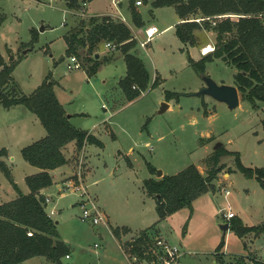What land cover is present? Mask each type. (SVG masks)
Instances as JSON below:
<instances>
[{
	"label": "rangeland",
	"instance_id": "rangeland-1",
	"mask_svg": "<svg viewBox=\"0 0 264 264\" xmlns=\"http://www.w3.org/2000/svg\"><path fill=\"white\" fill-rule=\"evenodd\" d=\"M123 3L126 4V0ZM149 9V5L141 7L147 24L153 23L160 29L174 21L175 13L171 7L157 11L154 20ZM88 10L111 13L114 7L111 0H91ZM0 18V51L6 62L17 60L11 73L17 90L30 94L49 74L59 103L68 112L83 113L76 115L72 123L85 129L96 124L94 132L102 142V147L86 143L88 146L79 149L80 152L74 143L66 151L70 168L61 167L55 171V180L63 176H66L64 181L74 178L79 152L82 155L79 168L82 186L98 196V202L94 203L105 206L104 211L110 215V221L105 225H92L82 220L79 203L82 191L66 189L60 192L61 182L57 184L56 181L49 190L57 202L51 218L59 237L69 243V257L62 258L63 264H129L123 250L127 253V244L157 220L154 199L146 194L142 181L150 176L160 178L162 174L150 173L146 162L165 175H172L190 164L204 175L207 157L213 147L221 143L220 147L239 154L242 165L264 168L261 128L264 103L256 102L253 108L238 91L239 104L229 109L223 102L207 95H195L203 83L201 75L185 64L187 53L173 51L171 54V32L156 37L144 48H138L137 56L150 74L153 72L152 63L155 65L154 75L158 76L160 83L146 89L137 98L127 100L115 84L124 69L123 59L106 64L100 75L91 78L83 70V60L81 68H66L69 59L65 54L63 35L71 24L74 27L81 21L87 24L88 16H82L79 11L71 14L62 0H0ZM40 27L43 30H39ZM32 29L36 38L30 41ZM209 36L213 35L208 31L197 33L202 45L200 50L206 46ZM117 49L108 50L101 42L97 49L100 60L104 56H115ZM197 52V48H189L190 56ZM10 56L12 59L8 60ZM234 72L233 67L220 59L206 62L204 67L205 75L217 84L229 85L233 82ZM165 90L188 95L180 94L177 99L172 97L168 100L170 108L159 112L161 103H167L163 97ZM20 108L26 110L22 105L10 109L0 106V148L8 151L0 159L21 192L27 193L24 177L35 173L37 168L23 160L20 154V149L33 141L24 138L27 135L20 132ZM38 126L44 134L41 124ZM219 163L223 167L213 181L214 189L201 194L192 203L190 224L188 208H181L159 225V231L150 229L152 237H166L172 244H181L184 253L179 264H218L213 260L215 246L221 238L225 240L223 259L226 264H234L235 256L239 255L264 260V233L257 236L249 233L241 239L229 228L222 232L220 225L227 221L219 212L223 206H229L234 217L242 219L244 224H260L264 221V191L256 178L246 177L235 169L232 154L222 155ZM223 189L229 190L227 203ZM15 196V191L0 172V203ZM109 224L112 226L110 231L115 225L129 226L132 235L125 233L119 239L112 237ZM20 264L53 263L43 256H36Z\"/></svg>",
	"mask_w": 264,
	"mask_h": 264
},
{
	"label": "trees",
	"instance_id": "trees-1",
	"mask_svg": "<svg viewBox=\"0 0 264 264\" xmlns=\"http://www.w3.org/2000/svg\"><path fill=\"white\" fill-rule=\"evenodd\" d=\"M62 1L67 9L77 12L91 0ZM150 5L152 8H174L180 19L174 25V33L184 47L196 44V31L214 33L212 51L197 60L186 54L188 65L199 75H205L206 62L220 59L235 69L233 82L241 98L253 108L256 107V102L264 103V0H150ZM131 19L136 26L142 25L139 14L133 9ZM30 32V41H33L36 38L35 30ZM63 39L66 56L73 55L80 63L83 60V70L87 77L93 76L102 63L94 58L98 44L102 41L114 44L123 54L126 69L117 86L127 100L138 97L146 89L160 83L158 76L150 83L144 63L130 52L135 46V40L129 28L110 16H89L87 24L79 22L64 34ZM16 63L17 60L6 62L0 53V105L5 109L23 105L36 116L45 134L20 149L22 159L38 169L24 177L27 193L21 192L13 181L10 170L0 159V172L16 194L14 198L0 203V264H20L35 256H43L53 264H63L62 258L69 254V248L59 237L55 222L45 212V196L40 190L52 184L50 170L70 162L63 153L68 143L74 141L76 150H79L86 143L102 147V142L87 130L74 127L69 122L68 115L55 96L49 74L45 75L30 94L20 93L11 77ZM180 94L188 95L165 90L163 97L168 101L172 97L177 99ZM261 128L264 138V117L261 119ZM224 154H232L235 169L246 177L256 178L264 191V168L246 167L241 164L237 152L219 147L207 157L204 175L190 164L172 175L143 179L142 186L146 194L154 199L157 215L155 223L181 208H188V220L192 214V201L214 189L213 181L223 167L219 159ZM6 155V149L0 148V157ZM146 165L150 173L155 172L151 164L146 162ZM186 223L187 221L183 225V231ZM154 224L141 230L127 244L129 253L143 258V252L148 251L146 258H150L153 246L150 229L154 228ZM228 224V228L241 239L249 233L254 236L264 233V221L256 225H245L239 217H232ZM128 232L125 226L111 228L112 235L118 239L121 234ZM223 245L224 240L221 238L214 252L218 264H226L224 253L220 252ZM234 264H264V261L239 255L235 256Z\"/></svg>",
	"mask_w": 264,
	"mask_h": 264
},
{
	"label": "crops",
	"instance_id": "crops-1",
	"mask_svg": "<svg viewBox=\"0 0 264 264\" xmlns=\"http://www.w3.org/2000/svg\"><path fill=\"white\" fill-rule=\"evenodd\" d=\"M112 1V4H113V7H114V11L113 12H111V13H107V12H105V11H98V12H95V13H92L91 11H89L88 10V6H89V4H90V2L91 1H89V2H87V3H85V4H83V6H82V8L79 10V14H81L82 16H103V15H107V16H110L113 20H115V21H120V22H123L128 28H129V30H130V33H131V35H132V37L134 38V40H135V42H136V45L130 50V52L131 53H133L134 55H136L137 56V50H138V48H141L139 45H138V42H139V40H142L143 39V30L146 28V27H148V26H154L155 28H156V33L153 35V37L147 42V43H150L153 39H155L156 37H159V36H161V35H163L164 33H166V32H171V34H170V40H171V42L173 43V45L171 44L169 47H171V46H173V49H171L170 51H171V54H173V51H175L176 53L177 52H179L180 54H182V53H184L185 52V54H186V52H187V54H189V48H192V47H195V48H197L198 49V52L196 53V55H191L190 56V54H189V56L193 59V60H196V59H199L202 55H204V54H202L199 50H200V47H202V45L201 44H199V41H198V38H197V33L198 32H201V31H205V30H201V31H196L195 32V36H196V44L194 45V46H187V47H184V45L178 40V38L176 37V35H175V33H174V25L177 23V22H179L180 21V19L178 18V16L176 15V13H175V11H174V8L172 7V6H165V7H156V8H152L151 7V5H150V0H142V3L140 4V5H135L134 4V1L135 0H133V3H131V0H126V4H124L123 2L125 1V0H111ZM150 6V9H149V13H150V15L152 16V20H154L155 18H154V16H155V13H156V15H157V11H159V10H161V9H163V8H169V7H171L172 9H173V11H174V13H175V16H173V22H170V23H167L166 25H164V26H162L160 29H158L157 28V26L155 25V24H153V23H150V24H147V23H145V20L143 19V15H142V11H141V7H143V6ZM131 9H133L134 11H136L138 14H139V17H140V19H141V21H142V25L140 26V27H138V26H136L134 23H133V21H132V19H131ZM70 12H71V14H72V12L74 13H76V11H71L70 10ZM77 13H78V11H77ZM74 18V17H73ZM121 18H123L124 19V21H122L121 20ZM129 20H130V22H129ZM67 23L65 22L64 23V25H66ZM74 27V24H71L68 28H67V30H66V32L69 30V29H71V28H73ZM65 32V33H66ZM208 32H210V34L211 35H213V36H209V41H207V43H205L206 44V46H213V43H214V33L212 32V31H208ZM64 33V34H65ZM64 36V35H63ZM102 42H104V46L106 47V41H102ZM101 43V42H100ZM99 43V44H100ZM99 44H98V46H97V48L95 49V51H94V58L95 59H99L100 60V53H98L97 52V49H98V47H99ZM65 48H66V44H65ZM108 50H110L108 47H106ZM115 49H116V47H114V51H115ZM113 50V49H112ZM116 55L115 56H104L103 58H102V63L100 64V66L98 67V69H97V71H96V73L93 75L94 77H96L97 75H100V73H101V69H102V67L103 66H105L106 64H111V63H113V62H115L118 58H121V59H123V54L121 53V51L119 50V49H117L116 50ZM0 53L2 54V56H3V52H1L0 51ZM138 57V56H137ZM185 58H186V55H185ZM185 64H188L187 63V59L185 60ZM144 66H145V68H146V70H147V72H148V74H149V77H150V83L152 82V80L154 79V77L155 76H157V75H154V71L156 72V69H155V65L152 63V67H153V72H152V74H150L149 73V71H148V69H147V67H146V65L144 64ZM125 71H126V69H125V64H124V69H123V71H121L120 72V74L118 75V77L115 79V84L117 85V82L119 81V79H121L124 75H125ZM92 77V76H91ZM91 77H88V78H91ZM101 78H102V76H101ZM102 82H106V79H102ZM203 84V83H202ZM202 84H201V86H202ZM234 83L233 82H231V83H229V85H233ZM235 86V85H234ZM236 87V86H235ZM55 93V92H54ZM55 96H56V94H55ZM56 98H57V96H56ZM137 98V97H136ZM135 99V98H134ZM57 100H58V98H57ZM133 100V99H132ZM161 101H164V100H161ZM169 102L170 101H167V107L166 108H170V104H169ZM61 104V103H60ZM1 106V105H0ZM15 106H19V105H14V106H11L10 108H12V107H15ZM23 106V105H22ZM63 106V105H62ZM2 107V106H1ZM24 107V106H23ZM3 108V107H2ZM10 108H8V109H10ZM63 108H64V110H65V112H66V114L68 115V120H69V122L74 126V127H77V128H80V129H84V130H87L90 134H92L94 137H96L97 139H98V137L96 136V134H95V129H96V127H97V125L96 124H92L91 125V127L89 128V129H85L82 125H74L73 123H72V120L76 117V115H83V113H74V112H68L66 109H65V107L63 106ZM26 109V108H25ZM175 109H177V106L175 107ZM18 111H20V118H21V122L19 123V128H20V132H23V133H25L27 136L26 137H24V138H31V140H36V139H39L40 137H42L44 134H43V132H42V130L39 128V126L38 125H40V122L38 121V119L36 118V116L33 114V113H31L30 111H28L27 109L26 110H22V108H20ZM29 113H31V114H28V112ZM32 115H34V116H32ZM35 117V118H34ZM42 126V125H41ZM44 129V128H43ZM35 132V133H34ZM35 136V137H34ZM34 138V139H33ZM74 146V141H72V142H70V143H68L65 147H64V149H63V153H64V155H65V157L66 158H68V154L66 155V151L68 150L69 151V147H73ZM86 146H88L87 144H84V146H83V150L86 148ZM4 148V147H3ZM6 149V148H5ZM6 151H7V149H6ZM7 153H8V151H7ZM84 155V154H83ZM152 165V164H151ZM70 163H68V164H65V165H62V166H60V167H57V168H55V169H52V170H50L49 172H50V174H51V177H52V184L50 185V186H48V187H45V188H42L41 190H40V193L42 194V195H44L45 197H47L48 199H49V203L46 205V207H45V212H49L52 208L56 211V201H55V199L51 196V193L49 192V190H50V188L51 187H53L54 185H55V183H56V181H57V184H60V182L62 183L63 181H64V179L66 178V176H63V177H61L60 179H58V180H55V171L57 170V169H59V168H61V167H69L70 168ZM153 166V165H152ZM154 167V166H153ZM155 168V167H154ZM156 169V168H155ZM37 171H38V169H37ZM36 171V172H37ZM71 173H72V171H71ZM161 174L162 175H165V174H163V172H162V170H161ZM175 174V173H174ZM148 178H152V176H150V177H148ZM146 179V178H145ZM156 179V178H155ZM60 180V181H59ZM83 181V180H82ZM59 189V188H58ZM58 189H57V191H58ZM86 191V193H87V195L93 200V201H96V202H98V200H99V198H98V196L96 195V194H91L90 192H89V190H85ZM200 196V195H199ZM199 196L198 197H196L193 201H192V203H194L196 200H198L199 199ZM14 198V197H13ZM225 198V202H226V200H227V197H224ZM12 199V198H11ZM10 200V199H9ZM5 201H8V200H3V202H5ZM80 203V202H79ZM99 206V205H98ZM100 207V206H99ZM103 207H105V206H103L102 204H101V207H100V209L102 210V212L104 211V209H103ZM223 207H225V206H223ZM49 209V210H46V209ZM193 209H194V207H193ZM175 213V212H174ZM174 213H172V214H174ZM55 214V212L52 214V215H54ZM104 214H105V221L103 222V223H100V224H102V225H105L106 224V221H107V223H109V221H110V215L107 213V212H105L104 211ZM171 214V215H172ZM51 215V216H52ZM171 215H169V216H167L165 219H163V220H161V221H159L156 225H154V229H158V231H159V228H160V224L161 223H163V221H165L168 217H170ZM50 216V217H51ZM192 216H193V214H192ZM192 216H190L189 217V224L191 223V221H192ZM242 220V219H241ZM227 221V220H226ZM228 222V221H227ZM246 225V224H245ZM121 226H125V227H127L128 228V230H129V232L128 233H126V234H128V235H132V230H131V228L129 227V226H126V225H115L114 227H121ZM110 227H112L111 226V224H109V232H110V234H111V236L112 237H114L113 235H112V233H111V231H110ZM145 229V228H144ZM161 235V234H160ZM162 236V235H161ZM165 239H166V237H165ZM62 241H64L66 244H69L68 243V241L66 240V239H63L62 238ZM224 244H225V240H224ZM181 245V244H180ZM224 246V245H223ZM216 247V246H215ZM222 253H224V251H223V247L221 248V250H220ZM226 253V252H225ZM224 253V254H225ZM226 255V254H225ZM36 257V256H35ZM68 257H69V254H68ZM68 257H65L64 256V258H68ZM33 258V257H32ZM45 258V257H44ZM29 259H31V258H29ZM29 259H27V260H29ZM46 259V258H45ZM258 259V258H257ZM47 260V259H46ZM259 260H261V259H259ZM262 261H264V260H262ZM213 262H216V260H215V258H214V260H213ZM63 263V262H62Z\"/></svg>",
	"mask_w": 264,
	"mask_h": 264
},
{
	"label": "built area",
	"instance_id": "built-area-1",
	"mask_svg": "<svg viewBox=\"0 0 264 264\" xmlns=\"http://www.w3.org/2000/svg\"><path fill=\"white\" fill-rule=\"evenodd\" d=\"M142 2L141 0H135V5H140ZM122 21H124L123 18H121ZM199 20V19H195ZM156 28L154 26H148L143 30V39L139 40L138 45L141 48H144L146 43L153 37V35L156 33ZM106 47H108L110 50L114 49L115 45L109 42H106ZM213 50V46H205L203 47L200 52L202 54H206L209 51ZM69 61L66 64V68L68 70L81 68L80 61L75 56H69ZM84 146V145H83ZM83 146L81 149H83ZM80 149V150H81ZM79 150V152H80ZM77 154V162H76V169H78L74 174V178H70L68 180H65L61 183V187L59 191H63L66 189H80L82 192L80 193V205H81V216L80 218L82 220H86L92 225H97L100 223H103L105 221V215L100 209V207L94 203V201L87 195L84 187L82 186V177L79 173V168L81 165L82 155ZM229 194L228 189H223V196L227 197ZM45 204L47 205L49 203V199L45 197L44 199ZM227 203V200H226ZM55 210L52 208L47 215L50 217ZM219 212L221 213L222 217L225 220H229L230 218L234 217L235 214L229 209L228 207H222ZM152 247L150 250V258L147 259L146 256H148V251L143 252V258L138 257L137 254H131L129 252H125L123 250V253L126 256V259L129 264H179V258L182 256L184 251L182 250V247L180 244H172L169 241H167L164 238H161L159 236H154L152 240ZM96 246V244H94ZM65 257H68V255H65Z\"/></svg>",
	"mask_w": 264,
	"mask_h": 264
},
{
	"label": "water",
	"instance_id": "water-1",
	"mask_svg": "<svg viewBox=\"0 0 264 264\" xmlns=\"http://www.w3.org/2000/svg\"><path fill=\"white\" fill-rule=\"evenodd\" d=\"M39 30H43V27H40ZM24 52H26V50ZM11 59L12 56H10L8 60ZM201 80L203 82V86H201V88L197 92H195V95H207L216 101L223 102L229 109H233L238 106L239 96L237 88L234 85L217 84L206 75H202ZM166 107L167 104L165 102H162L159 112H162ZM220 146L221 143H217L213 147V149L216 150ZM155 175L161 176V171L158 169L155 170ZM228 227V222H225L220 225V229L222 230V232L228 230Z\"/></svg>",
	"mask_w": 264,
	"mask_h": 264
}]
</instances>
